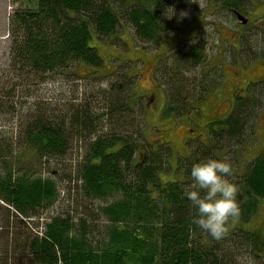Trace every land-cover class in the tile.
<instances>
[{"label":"trees","instance_id":"16d2710c","mask_svg":"<svg viewBox=\"0 0 264 264\" xmlns=\"http://www.w3.org/2000/svg\"><path fill=\"white\" fill-rule=\"evenodd\" d=\"M35 1L34 9L11 18L9 71L0 76V116L20 114L14 130L0 132V264H238L234 253L241 250L251 258L256 254L252 264H264V236L239 227L250 224L264 202V152L239 184V218L231 220L225 237L215 240L191 224L195 210L184 196L194 164L186 163L198 150L176 169L178 181L164 182L170 145L144 152L130 83L82 91L56 107L37 100L40 87L59 75L75 76L85 69L79 79L104 78L98 44L113 41L124 22L146 43L159 44L170 28L165 13L177 6L175 0ZM259 1L207 0L216 12L236 18ZM203 56L197 45L177 60L182 68ZM173 100L166 114L179 115L186 109L184 100ZM255 101L242 99L225 119L210 122L209 143H202L207 151L199 155L211 151L221 159L218 153L227 150L223 145L239 144L254 118ZM73 154L79 173L75 180L85 200L106 199L114 189L122 200L97 212L85 201L77 204L83 208L79 219L57 216L42 228L39 219L60 192L55 180L38 176L34 168L53 160L62 164L64 180L72 182L65 160ZM99 219L104 221L100 241Z\"/></svg>","mask_w":264,"mask_h":264},{"label":"rangeland","instance_id":"374dc122","mask_svg":"<svg viewBox=\"0 0 264 264\" xmlns=\"http://www.w3.org/2000/svg\"><path fill=\"white\" fill-rule=\"evenodd\" d=\"M35 2L0 0V76L5 77L9 71L11 18L20 10L34 9ZM176 3V7H171L169 13H165L168 19L164 24L167 26L169 22L170 28L159 44L146 43L136 35L129 23L124 22L116 31L113 41L102 40V44H98L106 78L79 79L78 76L86 75L85 69L77 71L75 76L59 75L48 79L40 87L37 100L45 102L47 106H61L82 91L83 94L90 93L98 90L97 87L107 88L111 82L127 81L130 83L128 94L134 92L129 98L137 114L134 125L143 129V136L138 140L144 144V152L148 153V148L156 152L165 143L170 145L172 156L167 154V157H171H166L168 164L165 163V173L161 176L166 182L177 180L176 169L196 150L198 153L194 157L191 155L186 165L213 158L211 151L207 155H199L207 151L202 143H209V123L225 119L237 103L252 97L257 101L254 118L249 122L245 138L239 144L223 145L222 148L226 147L227 150L218 153L219 158L232 163L233 175L230 180L239 186L253 161L264 152V59L260 57L261 37L257 29L264 14V4L255 2L251 5L243 13L248 24L242 25L235 16L216 12L209 7L207 0H175ZM197 45L203 51V59L194 64L184 61L181 68L177 57H184L186 51ZM177 66L178 70L175 68ZM173 96H181L184 100L186 109L179 115L166 114L174 101ZM30 102H34V99H30ZM19 115L0 116V132L14 130L20 123ZM74 157L76 159L73 154L65 160L72 182L64 180L60 168L62 164L53 160L34 168L38 176L55 180L60 192L57 202L39 219L42 228L44 223L57 216L69 214L79 219L83 208H78L77 204L85 201L90 210L93 209L92 212H97L100 207L122 200L117 189L106 199L85 200L81 182L75 180L79 173L73 166L77 164ZM240 193L242 195V190ZM99 224L100 241L104 235L101 232L104 221L99 219ZM239 227L264 236V202H260L250 224ZM93 241L98 242L97 239ZM253 257L246 250L234 253L238 264H252L255 262ZM257 264H261V261Z\"/></svg>","mask_w":264,"mask_h":264},{"label":"clouds","instance_id":"9594fccd","mask_svg":"<svg viewBox=\"0 0 264 264\" xmlns=\"http://www.w3.org/2000/svg\"><path fill=\"white\" fill-rule=\"evenodd\" d=\"M232 175V163L217 158L196 162L190 170L192 182L184 196L195 210L191 224L215 240L225 237L231 220L241 214V189L229 179Z\"/></svg>","mask_w":264,"mask_h":264},{"label":"flooded vegetation","instance_id":"af4514ba","mask_svg":"<svg viewBox=\"0 0 264 264\" xmlns=\"http://www.w3.org/2000/svg\"><path fill=\"white\" fill-rule=\"evenodd\" d=\"M259 4L263 5L264 4V0H260ZM263 7H264V5H263ZM257 29H258L260 37H261V41H260V45H261V47H260V50H261L260 57H262L264 59V14L262 15L261 19L259 20V25H258ZM250 81H252V80H250ZM259 82H263V80L259 81Z\"/></svg>","mask_w":264,"mask_h":264},{"label":"water","instance_id":"95a60500","mask_svg":"<svg viewBox=\"0 0 264 264\" xmlns=\"http://www.w3.org/2000/svg\"><path fill=\"white\" fill-rule=\"evenodd\" d=\"M238 19L241 21L242 24H247V20L242 15L238 14Z\"/></svg>","mask_w":264,"mask_h":264}]
</instances>
